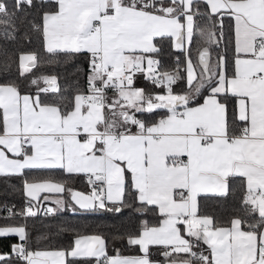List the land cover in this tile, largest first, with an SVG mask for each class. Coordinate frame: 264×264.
<instances>
[{
  "label": "crops",
  "instance_id": "crops-1",
  "mask_svg": "<svg viewBox=\"0 0 264 264\" xmlns=\"http://www.w3.org/2000/svg\"><path fill=\"white\" fill-rule=\"evenodd\" d=\"M54 1L57 7L43 13L44 48L98 53L104 64L119 70L133 65L149 71L158 68L157 57L150 55L157 50L158 36L169 35L176 49H185L192 37L194 0H175L181 11H175V2L160 13L122 0ZM204 1L210 12L232 16L235 57L231 74H226L224 58H219L218 73L196 104H187L184 94L172 93L171 86L164 85L149 101L156 105L149 108V102L141 101L140 87L122 79L119 91L108 93L106 101L100 97L88 101L79 92L73 107L62 113L58 105L42 103L37 93L0 84V175L59 168L82 176L92 172L95 178L85 179V189L72 188L68 197L61 180H26L24 192L32 201L25 206L27 212L119 207L127 171L138 201L154 206L159 215L157 223L127 237L129 244L138 245L139 253L105 256V238L87 233L75 236L67 249L20 252L24 264H68L70 258L94 261L88 264H264V220L257 232L244 228L238 217L227 226H213L210 216L198 214L201 195L225 194L229 177L241 176L248 203L264 217V197L255 194L264 193V0ZM106 7L112 12L105 13ZM94 22L97 30L91 32ZM31 59L33 54H22L21 66H30ZM209 67L210 60L201 66L206 77ZM185 72L188 84L196 80L197 67L190 60ZM210 73H215L212 66ZM91 78H100L99 72L92 70ZM161 80L172 82L171 74L163 71ZM222 93L235 96L236 116L247 128L245 135L228 136L226 105L218 97ZM158 97L166 100L159 102ZM156 108L165 113L147 125L135 116L138 109ZM177 110L183 112L181 118ZM101 131L120 135L117 140L112 136L100 140ZM201 134L209 135L206 144L201 143ZM176 157L184 162L175 163ZM8 234L16 235L22 247L23 223L0 224V235ZM191 251L204 258L191 259ZM10 256L0 252V260Z\"/></svg>",
  "mask_w": 264,
  "mask_h": 264
},
{
  "label": "trees",
  "instance_id": "trees-1",
  "mask_svg": "<svg viewBox=\"0 0 264 264\" xmlns=\"http://www.w3.org/2000/svg\"><path fill=\"white\" fill-rule=\"evenodd\" d=\"M2 1L4 7L0 10V84H11L22 93H37L42 103L56 104L62 113L68 112L74 105L77 93H86L93 85L100 84V78L91 80V53L48 51L44 48L43 13L54 10L57 7L56 1ZM122 2L157 13L163 12L166 6L175 2L177 3L175 11L182 9L180 2L175 0H122ZM192 12L193 32L187 47L176 49L169 35H161L154 40L157 50L150 54L157 57L159 70L171 74V92L184 94L187 97V104L200 102L208 92L218 73L220 57L224 58L226 74L233 72L235 57L232 16L227 13L210 12L204 0H194ZM202 47L208 48L211 57L210 67L212 66L215 71L211 74L209 67V77H206L198 60V53ZM24 53L33 54L35 59V63L26 68L20 63V56ZM187 60H190L198 71L196 80L191 84L186 80ZM144 77L139 75L134 81V85L142 90L143 104L155 100L154 96L164 90L163 83L155 84L148 77ZM110 92L111 89H107L102 100L106 101ZM218 97L226 105L228 134L234 135L242 126V122L236 116L235 96L222 93ZM164 113L163 108L138 109L135 116L147 125ZM2 124L0 112V131ZM125 177V194L119 207L111 205L98 211L76 209L73 212L66 208L48 214L45 211L27 212L25 206L32 201L24 192V182L45 178L61 180L65 186L64 196L68 197L72 188H86L84 176L66 173L59 168H29L20 174L0 175V224L23 223L26 229L22 247L16 235H0V252L11 254L10 257L0 260V264H24L25 260L19 255L20 252L27 253L38 248L67 249L72 245L75 236L87 233L100 234L105 238L107 251L105 256L139 253L138 245L129 244L127 237L157 223L159 215L154 206L138 201L127 171ZM246 198L243 177L230 176L225 194H203L199 197L198 214L210 216L213 226H227L232 218L238 217L244 228L258 232L264 217L257 214ZM92 261L70 258L68 264H88Z\"/></svg>",
  "mask_w": 264,
  "mask_h": 264
},
{
  "label": "built area",
  "instance_id": "built-area-1",
  "mask_svg": "<svg viewBox=\"0 0 264 264\" xmlns=\"http://www.w3.org/2000/svg\"><path fill=\"white\" fill-rule=\"evenodd\" d=\"M3 7H4V3L2 0H0V10L3 9ZM112 10L113 9L111 7H106L104 9V12L111 13ZM97 24H98L97 22L93 23L92 28L90 29L91 32H94L97 30V26H98ZM257 44H260V42L258 41ZM91 55L92 56H91L90 67H91V70L99 72L100 84L97 86L93 85L92 88L85 93V97L88 99V101H92L98 97L102 98L105 92L107 91V89H111L112 92H118L120 89V86H119L121 83L120 81L122 79H127L129 81L134 82L139 75L148 77L155 84L163 83L165 86H168V87H170L171 85V81L161 80L162 71L159 70L158 68H156L155 70L149 71V70L141 68L138 65H133L128 69L119 70L114 64H104L100 54L92 53ZM256 76H260V75H256ZM47 89H50V88H47ZM175 114L178 118H181L183 116V112L181 110H177ZM82 127L83 126L80 125L78 127L79 130H81ZM263 129H264V126H263ZM246 133H247V128L246 126L242 125L238 133L234 135L228 134V136L229 137H240V136L245 135ZM119 135H120L119 133H110L107 131H101L100 140H103L107 136H112L113 140H117ZM201 135H202L201 143L206 144L208 141L209 135L208 134H201ZM174 162L177 164H182L184 160L181 157H176L174 159ZM84 177L87 180L95 179L94 174L92 172L85 174ZM97 189H98V192L102 191V188L100 185H97ZM255 194L261 195L264 197V193L261 190H256ZM26 206H29V204H26ZM44 211L48 214H54V211L50 208H45ZM178 219H181V217L178 216ZM173 248H175V245L169 246V249H173ZM189 257L191 259L193 258L203 259L204 258L203 255H196L193 252L190 253Z\"/></svg>",
  "mask_w": 264,
  "mask_h": 264
},
{
  "label": "water",
  "instance_id": "water-1",
  "mask_svg": "<svg viewBox=\"0 0 264 264\" xmlns=\"http://www.w3.org/2000/svg\"><path fill=\"white\" fill-rule=\"evenodd\" d=\"M209 58H210L209 50L206 47L200 49V51L198 53V60H199V63L202 67H206L208 65V62L210 60ZM34 63H35V59H31L28 62V65H33ZM100 178H102V177H100Z\"/></svg>",
  "mask_w": 264,
  "mask_h": 264
},
{
  "label": "rangeland",
  "instance_id": "rangeland-1",
  "mask_svg": "<svg viewBox=\"0 0 264 264\" xmlns=\"http://www.w3.org/2000/svg\"><path fill=\"white\" fill-rule=\"evenodd\" d=\"M158 99H159V102H162V101H165L166 100V98L164 99V98H161V97H158ZM149 103H150L149 108H152L153 106L156 105V104H152V102H149ZM149 103H147V104H149ZM126 112H127V110H126Z\"/></svg>",
  "mask_w": 264,
  "mask_h": 264
}]
</instances>
